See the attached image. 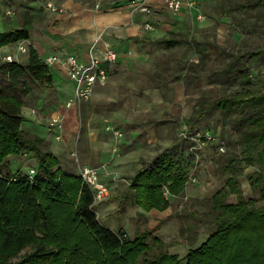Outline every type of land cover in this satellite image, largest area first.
Segmentation results:
<instances>
[{"label": "rangeland", "instance_id": "rangeland-1", "mask_svg": "<svg viewBox=\"0 0 264 264\" xmlns=\"http://www.w3.org/2000/svg\"><path fill=\"white\" fill-rule=\"evenodd\" d=\"M20 1H0V23L8 27L21 23ZM184 1L187 11L182 15L187 20L183 19V29L178 35L185 41L170 48L149 45L147 63L151 71L146 74L154 87L149 89L147 103L136 101L134 90L128 89H120L116 92L118 95L114 91L113 101L105 102L102 108L90 98L80 106H73L74 117L69 121L64 118L60 140L56 139L59 130L50 127L52 103L44 101L46 95H52L48 90L53 85L33 79L29 74L12 83L0 72V89L25 102L24 113L32 121L25 126L34 127L48 140L63 168L81 173L83 166L91 165L101 170L102 180L108 184L110 192L97 203L102 220L111 227H123L131 236L146 227H155V233L169 250L181 257L213 230L214 225L205 213L210 209L212 196L228 185L233 175H237L246 197L258 195L249 174L260 166L261 146L251 149V161L244 159L248 151L244 137L251 134L249 118L253 107L240 105L227 112L215 108L212 102L245 92L253 84L264 90V56L252 55L264 48V0L259 3L254 0V5L244 10L240 6L247 0ZM9 10L11 14L7 13ZM199 15L205 18L200 19ZM19 44L9 45L7 52L2 51L0 63L6 54L24 62L29 46L26 52H20ZM247 73L251 84L245 78ZM145 79L147 76L143 77ZM26 85L30 88L28 93ZM128 96H131L129 101ZM65 98L61 99V104H66ZM111 109L133 114L134 125L117 127V122L110 118ZM115 130L123 135L117 136ZM207 133L216 139L209 140ZM76 144L77 156L72 154ZM96 149L102 158L96 157ZM167 152L190 161V180L180 196L168 193L172 202L169 208L146 211L135 202L134 195L127 192L131 176L142 167L155 166ZM12 163L14 170L26 173L36 167L37 159L27 153L12 157ZM230 201H237L236 193L230 196Z\"/></svg>", "mask_w": 264, "mask_h": 264}, {"label": "trees", "instance_id": "trees-1", "mask_svg": "<svg viewBox=\"0 0 264 264\" xmlns=\"http://www.w3.org/2000/svg\"><path fill=\"white\" fill-rule=\"evenodd\" d=\"M253 5L254 0H247L240 9ZM31 31L28 16L23 26L0 29V56L3 47L29 39ZM183 41L174 35L158 40L170 47ZM252 55L264 56V48ZM1 71L12 83L25 74L53 81L51 66L33 45L27 63L4 59ZM245 78L252 83L248 73ZM29 91L26 85L25 92ZM24 105L22 99L0 89V264H264V90L258 84L212 102L227 112L240 105L253 107L244 159L251 161V149L261 146L260 166L249 174L258 195L246 197L233 175L212 196L205 213L213 230L184 257L169 250L155 227L131 236L123 227L107 225L98 214L95 191L82 174L63 168L48 140L25 126L30 121ZM27 153L37 159L34 175L13 169L12 157ZM189 166L187 158L167 152L155 166L138 169L130 183L135 202L146 211L169 208L167 192L176 197L185 192ZM233 193L237 201H230Z\"/></svg>", "mask_w": 264, "mask_h": 264}, {"label": "crops", "instance_id": "crops-1", "mask_svg": "<svg viewBox=\"0 0 264 264\" xmlns=\"http://www.w3.org/2000/svg\"><path fill=\"white\" fill-rule=\"evenodd\" d=\"M48 2L64 7L66 11H52L47 7ZM18 3L23 6L20 9L21 23L12 27L0 23V29L23 26L26 16L30 17L32 19L31 36L24 41L28 46L33 45L44 59L50 55H59L64 58L67 54L75 53L80 58L88 60L89 48L94 42H98V51L110 45L120 53L116 62L107 64L110 75L108 82L104 85L98 84L91 97L99 108L104 107L105 102H112L113 92L115 91V95H118L120 89L122 91L134 90L135 100L147 103L146 98L150 95L149 89L154 87L153 84H149V77L146 74L151 71L147 63L150 56L149 45L157 44L170 48V46L159 43L158 40L172 35L180 38L178 34L183 29V19L186 18L182 13L187 11L185 3L181 12L174 14L167 8L165 0H150L153 13L149 16L142 12L134 13L132 5L127 0H22ZM147 19L155 25L154 30H144L143 26ZM37 21L39 23H36ZM7 47L9 45L3 47L2 51L7 52ZM25 58L24 63H27L29 54ZM51 72L53 81L50 84L53 86L48 92L52 95H46L44 100L52 103L49 115L62 113L63 118L66 117L69 121L74 117L75 109L67 108L65 103L61 104V99L66 97L67 103L73 97L75 84H71L73 81L67 74L64 61L53 64ZM144 76H147V79L143 80ZM130 98L131 96H128V101ZM110 114V118L117 122V127L130 128L134 125L132 122L134 115L128 111L124 113L127 115H124L119 110L111 109ZM68 127L67 124L66 128ZM94 146L98 148L97 145ZM96 150V157L102 158L101 152ZM127 192L134 194L130 184ZM116 194L118 195V192Z\"/></svg>", "mask_w": 264, "mask_h": 264}, {"label": "built area", "instance_id": "built-area-1", "mask_svg": "<svg viewBox=\"0 0 264 264\" xmlns=\"http://www.w3.org/2000/svg\"><path fill=\"white\" fill-rule=\"evenodd\" d=\"M133 7L132 11L134 13L142 12L147 16L153 13V9L150 3V0H127ZM167 8L174 14H179L182 8L185 6L184 0H165ZM47 7L55 12H64L66 9L60 7L53 2H48ZM8 14H11L12 11H7ZM200 19H204L203 15H199ZM144 30H154L155 25L150 19L144 23ZM98 42H94L89 48V59L84 60L80 58L75 53L67 54L64 58L59 55H50L45 58V62L52 66L58 61H64L66 71L70 79L75 84V92L72 98H70L66 107L71 108L73 106H80L85 101H88L95 90V87L98 84H106L109 80V70L104 65L105 62H116L120 53L115 50L112 46L107 45L106 48L102 51H98ZM20 52H26L28 46L25 41H21L19 44ZM4 59L7 61L15 60L12 54H6ZM35 111V110H34ZM50 126L54 129H58L59 132L56 135V139L60 140L62 138V132L64 130V118L61 114H56L50 118ZM117 136H122L123 133L119 130H115ZM207 138L212 140L216 139L211 133H207ZM77 144L74 146L72 152L73 155L77 156ZM30 174H35V169H30ZM81 174L84 178V181L88 183L93 190L95 191V198L97 202H101L108 195H110L109 188L107 184L101 178V170L96 166L85 165L81 168ZM169 192H167L168 194Z\"/></svg>", "mask_w": 264, "mask_h": 264}]
</instances>
